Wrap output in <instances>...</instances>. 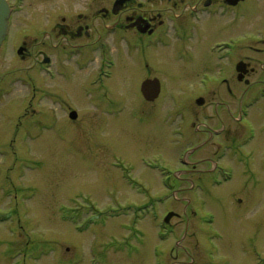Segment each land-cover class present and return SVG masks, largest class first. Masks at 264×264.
Listing matches in <instances>:
<instances>
[{
    "label": "rangeland",
    "instance_id": "rangeland-1",
    "mask_svg": "<svg viewBox=\"0 0 264 264\" xmlns=\"http://www.w3.org/2000/svg\"><path fill=\"white\" fill-rule=\"evenodd\" d=\"M84 4L82 0H26L25 10L13 20L9 45L7 41L1 49L0 254L8 245L51 241V246H58L56 253L26 263L20 256L16 264H94L92 258L100 260L98 264L103 260L155 264L156 259L168 264H264V102L244 122L254 132L237 153V166L228 164L231 179L214 187L198 188L190 185V179L211 167L222 140L243 133L238 105L250 86L235 82L230 92L207 97L203 105L187 100L199 88L203 62L186 67L169 51L166 57L159 52L150 55L145 66L119 48V70L109 91L96 93L119 103L107 106V111L96 95L92 100L82 97L95 74L91 69L80 75L73 90L68 89L76 100L71 105L80 109L79 118L72 121L54 101L62 86L47 76L34 77V67L45 46L40 30L52 26L55 14H72ZM96 17L89 15L82 25L96 27ZM28 32L32 39L24 42L20 37ZM213 36L215 32L207 38ZM19 47L21 56L15 49ZM150 64L154 70H145ZM219 65L222 69L224 64ZM252 67L256 73L248 77L251 84L263 73L260 63ZM26 74L34 78L36 92L22 80ZM224 74L222 70L216 76ZM155 79L167 81L169 89L151 103L156 99L145 97L143 85ZM78 93L83 100H77ZM174 97L184 104H172ZM180 110L186 122H169V116ZM206 113L211 116L207 122L202 119ZM154 114L159 121L152 124L147 116ZM221 128L224 135L210 140V133ZM189 147L197 148L191 158L199 161L194 165L196 173L182 177L173 189L163 187L161 175L150 174L149 166L165 162L178 167L183 150ZM4 150L12 155L2 154ZM116 159L122 172L112 166ZM20 160L28 165L17 166ZM19 186L27 187L29 196L22 199L13 192V198H7L6 191ZM168 212L178 215L170 220L175 231L161 240L160 224ZM59 228L65 229L64 235Z\"/></svg>",
    "mask_w": 264,
    "mask_h": 264
},
{
    "label": "flooded vegetation",
    "instance_id": "flooded-vegetation-1",
    "mask_svg": "<svg viewBox=\"0 0 264 264\" xmlns=\"http://www.w3.org/2000/svg\"><path fill=\"white\" fill-rule=\"evenodd\" d=\"M7 1L11 8L9 32L6 38V42L8 41L9 44L12 39L13 20L25 10L26 0ZM82 1H85L84 6H79L72 14L63 12L55 14L52 26L39 32V38L42 39L41 42L45 46L42 47L44 51H41V59L35 63L34 72L36 71L37 74L34 73V77L47 76L52 80H57L59 86H62L61 94L56 93V100H54L55 103H58L61 113L67 114L69 119L70 117L76 118V116L79 118L80 113L77 111L79 107L76 105V109L71 105L72 102L76 103V100L68 89L73 90L76 82L80 81L77 80L80 75L91 69H94L95 74L88 80V86L84 89L82 97L92 100L96 93L109 91V83L112 82L114 73L119 70V62L116 57L119 48L123 49L126 56L136 58L140 65L145 62V66L150 55L159 52L163 54V57L164 55L166 57L169 51L175 55L176 61L186 67L193 68L198 62H203L199 88L187 97V100L190 99L193 103L203 105L206 103L207 97H214L221 91L230 92V88L235 82L242 85L246 83L250 86L247 88V96L241 99L238 105V121L243 133L234 139L222 140L213 154L211 167L190 179V185L198 188L221 186L222 183L228 182L232 177L228 164L237 166V153L242 145L250 142L249 135L254 132V128L246 127L244 122L246 123L245 120L250 118L254 107L264 102V75H262L264 74V0ZM124 14L129 16L126 18L123 16ZM89 15L97 16L96 19L94 18L99 21L96 27L91 24L90 27L82 25ZM91 22L93 23V21ZM76 24L78 26L72 28V25ZM252 27L258 28L252 29ZM211 32H215L216 36L208 39L207 35ZM50 37H53L55 41L49 43L47 39ZM20 38L27 42L32 39V36L28 32ZM208 43H211L209 47L206 46ZM15 49L18 54L20 47ZM253 63H260V67L263 68L260 71L263 70V73L257 75L256 82L251 84L248 77L256 73V69L252 67ZM219 64H224L222 69ZM149 67H144V69L154 70L151 64ZM222 70L225 74L216 76L217 73H222ZM26 76L28 77L26 84L30 90L36 92L34 78L27 74ZM155 80L160 85L159 98L169 87L167 81ZM140 93L142 94L141 88ZM75 95L77 100H83L79 93ZM96 97L102 102L105 109L107 106L111 107V104L114 107L119 103L112 102L110 99L106 101L99 94ZM156 101L157 99L151 103ZM181 102L176 97L171 101L172 104L176 103V106ZM147 117L152 124L159 121V117L155 114ZM169 117L171 120L169 122L173 124L180 121L186 122L187 118L183 110L176 111ZM137 119L142 122L140 116ZM169 119L166 118L167 121ZM202 119L207 122L211 116L206 113L202 115ZM163 120H165L164 117ZM58 127L60 129V124ZM223 129H214L210 133V140L221 138L224 135L225 129ZM179 132L183 135L182 129H179ZM239 145L241 146L239 147ZM196 152L197 148L195 147L184 149L178 167L173 168L171 164L165 162L163 165H159L153 161L155 163L152 165L153 168L149 166L148 170L153 174L161 175L160 183L163 187L173 189L175 183L182 177L196 173L194 165L199 161L194 163L191 160ZM4 155L11 156L12 154L5 150ZM16 159L13 158L12 161L15 164H17ZM228 159L230 161L224 164ZM112 166L123 171L118 161ZM127 182L131 183L132 181L127 180ZM13 192L19 194L22 199H26L30 193L27 187L19 186L12 191H6L7 198H13ZM169 214H173V216L169 218L167 225L163 224V230L170 236V233L175 231L170 220L173 217L178 218V215L176 217L177 213L168 212L163 216L162 222ZM151 219L154 221L157 220V217L152 216ZM50 242L27 244L24 247L8 245L0 254V264H16L20 256H23L25 263L27 260L37 262L41 257L58 251L57 244L52 243L51 246ZM37 246L41 249H38ZM173 252L174 250L171 249L172 255ZM90 253L93 255V251ZM80 259H82V255ZM90 261L94 264L101 262L95 258ZM102 262L110 264V260ZM63 263L61 262V264ZM155 264L168 263L166 260L156 259Z\"/></svg>",
    "mask_w": 264,
    "mask_h": 264
},
{
    "label": "water",
    "instance_id": "water-1",
    "mask_svg": "<svg viewBox=\"0 0 264 264\" xmlns=\"http://www.w3.org/2000/svg\"><path fill=\"white\" fill-rule=\"evenodd\" d=\"M10 9L5 0H0V48L3 44L8 28V18ZM144 95L148 100H154L158 97L160 91L159 82L152 81L143 85Z\"/></svg>",
    "mask_w": 264,
    "mask_h": 264
},
{
    "label": "bare ground",
    "instance_id": "bare-ground-1",
    "mask_svg": "<svg viewBox=\"0 0 264 264\" xmlns=\"http://www.w3.org/2000/svg\"><path fill=\"white\" fill-rule=\"evenodd\" d=\"M255 108V107H254ZM152 172H150V174H151ZM153 174V173H152ZM145 176V178L147 177L148 179H150V176L149 175H147V174H145L144 175ZM58 232H60L62 235H64V232H65V229L64 230H62V229H58ZM43 260V259H42Z\"/></svg>",
    "mask_w": 264,
    "mask_h": 264
}]
</instances>
